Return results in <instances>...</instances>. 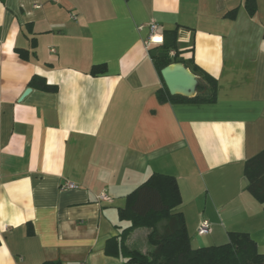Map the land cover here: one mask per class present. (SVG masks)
Wrapping results in <instances>:
<instances>
[{
  "label": "crops",
  "instance_id": "crops-1",
  "mask_svg": "<svg viewBox=\"0 0 264 264\" xmlns=\"http://www.w3.org/2000/svg\"><path fill=\"white\" fill-rule=\"evenodd\" d=\"M256 2L251 16L245 0H0V264H124L106 244L131 225L119 210L153 174L176 179L193 249L237 232L264 254V206L242 186L246 161L264 150ZM151 24L162 38L178 29L177 59L216 80L214 103L159 99ZM140 231L129 248L147 242Z\"/></svg>",
  "mask_w": 264,
  "mask_h": 264
},
{
  "label": "trees",
  "instance_id": "trees-1",
  "mask_svg": "<svg viewBox=\"0 0 264 264\" xmlns=\"http://www.w3.org/2000/svg\"><path fill=\"white\" fill-rule=\"evenodd\" d=\"M244 6L251 16L257 12L256 0H245ZM236 10L227 17L235 18ZM175 51L176 56L170 57ZM178 29L163 33V45L153 57L159 73L167 66L185 62L180 56ZM187 67V65H186ZM104 66H95L92 74L104 73ZM193 74L199 75L201 81L196 96L187 98L181 95L172 96L167 88L158 93L161 101L166 99L190 103H214L217 96V82L198 67H193ZM32 86L44 91H56L55 86L39 77H34ZM244 176L248 183L247 190L264 206V150L246 161ZM182 199L176 179L163 174H153L145 183L127 196L126 206L119 210L121 221L131 225L124 229L118 238L107 241L105 252L108 256L123 257L124 264H264V254L258 250L257 243L249 234L230 232L228 243L220 246L193 249L182 213L176 209ZM137 229H148L147 243L152 248L143 253L129 248L128 238ZM30 235L33 231L29 232ZM43 264H62L60 261H47Z\"/></svg>",
  "mask_w": 264,
  "mask_h": 264
},
{
  "label": "water",
  "instance_id": "water-1",
  "mask_svg": "<svg viewBox=\"0 0 264 264\" xmlns=\"http://www.w3.org/2000/svg\"><path fill=\"white\" fill-rule=\"evenodd\" d=\"M157 53V50H153L152 56L155 57ZM161 75L170 95L191 98L196 94L199 79L184 64L178 63L167 66L162 69ZM29 92L30 90H27L24 96ZM246 185L247 181H244L242 186L245 188Z\"/></svg>",
  "mask_w": 264,
  "mask_h": 264
},
{
  "label": "built area",
  "instance_id": "built-area-1",
  "mask_svg": "<svg viewBox=\"0 0 264 264\" xmlns=\"http://www.w3.org/2000/svg\"><path fill=\"white\" fill-rule=\"evenodd\" d=\"M149 29H150V34H149V37H148V40H147V44H148V48H149V45H157V46H162L163 45V38H162V35H161V31H160V27L158 24H151L149 26ZM160 38L159 40L157 38ZM176 56V52L175 51H171L170 52V57L171 58H174ZM78 186L74 183H66L62 186V189L64 190H72V189H77ZM98 200L101 201V202H109L111 201V198L108 197L106 194L102 193L98 196ZM211 231V227H210V223L207 221V220H203L200 225H199V228H198V234L200 236H206L210 233Z\"/></svg>",
  "mask_w": 264,
  "mask_h": 264
},
{
  "label": "rangeland",
  "instance_id": "rangeland-1",
  "mask_svg": "<svg viewBox=\"0 0 264 264\" xmlns=\"http://www.w3.org/2000/svg\"><path fill=\"white\" fill-rule=\"evenodd\" d=\"M145 229H141L140 232H144ZM131 247H133L134 249H138L140 251H146V249H148L149 251L152 249L148 243L146 241H141V239H139L137 241V243L135 245H132ZM143 253H147V252H143Z\"/></svg>",
  "mask_w": 264,
  "mask_h": 264
},
{
  "label": "bare ground",
  "instance_id": "bare-ground-1",
  "mask_svg": "<svg viewBox=\"0 0 264 264\" xmlns=\"http://www.w3.org/2000/svg\"><path fill=\"white\" fill-rule=\"evenodd\" d=\"M157 39L159 40V37Z\"/></svg>",
  "mask_w": 264,
  "mask_h": 264
}]
</instances>
